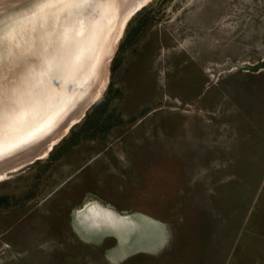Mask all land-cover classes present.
<instances>
[{"label": "rangeland", "instance_id": "obj_1", "mask_svg": "<svg viewBox=\"0 0 264 264\" xmlns=\"http://www.w3.org/2000/svg\"><path fill=\"white\" fill-rule=\"evenodd\" d=\"M111 59L0 182V264H264V0H147ZM90 204L128 220L90 227Z\"/></svg>", "mask_w": 264, "mask_h": 264}, {"label": "bare ground", "instance_id": "obj_2", "mask_svg": "<svg viewBox=\"0 0 264 264\" xmlns=\"http://www.w3.org/2000/svg\"><path fill=\"white\" fill-rule=\"evenodd\" d=\"M6 1L11 4L3 7L4 3L2 8L0 3V26L3 16L17 11L29 13L23 18L24 24L29 21L34 24L36 18L43 22L47 7L53 11L45 23H55L48 39L49 25L44 24L37 30L45 51L23 57L26 63L37 62L36 72L30 74L33 83L26 91L11 82L13 80L0 87V182L10 173L48 155L101 97L107 86L108 66L125 26L147 0ZM100 1L104 4L109 1L113 9H108L110 5H101ZM103 7L107 8V13ZM37 9L41 13L33 18L31 13ZM87 10L96 20L98 18L96 27ZM105 14L115 18L102 31ZM18 57L21 58V54ZM69 62L72 64L67 66ZM80 213L84 224L112 227L116 232H119L115 230L119 229L116 219L128 220L127 216L117 215L97 204L88 205Z\"/></svg>", "mask_w": 264, "mask_h": 264}, {"label": "water", "instance_id": "obj_3", "mask_svg": "<svg viewBox=\"0 0 264 264\" xmlns=\"http://www.w3.org/2000/svg\"><path fill=\"white\" fill-rule=\"evenodd\" d=\"M110 1L113 2L112 0ZM99 3H101V5L103 4V6L106 7H109L110 5V8L108 9H113V5L112 3H109V1H106L105 4L103 1H100ZM91 5L94 6L93 4ZM106 7H103L102 9L107 13ZM47 9L49 10L45 15L44 21L42 22L41 18H36L35 20L37 21L34 24L30 23V21L26 24L23 23V18H25L29 14L28 12H26L25 14L24 12L17 11L14 14H8L7 16L5 15L1 18L2 25L0 26V40H2L3 38L5 39L0 41V84H2L0 85V87H5L6 84L9 85V83L7 82L13 80L11 82L18 83L19 86H22V91H26V88L29 86V84L33 83L30 82V79L32 78L30 74L32 75L33 72H36L35 67L37 62L31 61L30 63H26L23 60V57H32L36 52L43 53L45 51L42 43L40 42L41 39L38 37L37 30L40 29L44 24L49 25L47 39L49 38L55 22L53 21L52 23H45L49 17L50 12L53 11V9H50L48 7ZM88 11L89 10H87V13ZM45 12L46 10L44 11V13ZM39 13L41 12L38 11V9L35 11L33 10L31 16H33V18L38 17ZM106 16L107 15L105 14L103 21L101 22V30L103 28H106L109 24H112L115 18L112 14H109L108 17ZM88 17L92 19V24L96 27L98 18L96 20V16L92 15L91 13H88ZM98 30L100 31V27ZM95 53H93V57ZM20 54L22 59L18 57ZM71 64L72 62H69L67 66H70ZM116 220H118L117 226L125 225L127 222V219Z\"/></svg>", "mask_w": 264, "mask_h": 264}, {"label": "trees", "instance_id": "obj_4", "mask_svg": "<svg viewBox=\"0 0 264 264\" xmlns=\"http://www.w3.org/2000/svg\"><path fill=\"white\" fill-rule=\"evenodd\" d=\"M114 60V59H113Z\"/></svg>", "mask_w": 264, "mask_h": 264}]
</instances>
